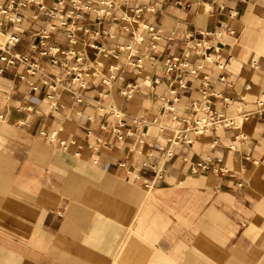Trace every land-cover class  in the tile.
Returning <instances> with one entry per match:
<instances>
[{
  "label": "crops",
  "instance_id": "1",
  "mask_svg": "<svg viewBox=\"0 0 264 264\" xmlns=\"http://www.w3.org/2000/svg\"><path fill=\"white\" fill-rule=\"evenodd\" d=\"M115 2L54 30L67 63L31 49L51 22L38 3L0 15L41 68L0 72V264H264V0ZM187 48L181 86L166 62ZM202 104L235 123L188 143Z\"/></svg>",
  "mask_w": 264,
  "mask_h": 264
},
{
  "label": "built area",
  "instance_id": "2",
  "mask_svg": "<svg viewBox=\"0 0 264 264\" xmlns=\"http://www.w3.org/2000/svg\"><path fill=\"white\" fill-rule=\"evenodd\" d=\"M31 3H38L40 11L47 14L51 18V22L42 32L38 34V42L31 45V49L38 54L40 58L50 57L53 63H67L68 59L72 58L69 52L60 50L52 40L53 32L56 29L67 27L69 23H74L77 20L94 16L99 19H106L112 15L113 8L116 6L115 0H56V4L52 8H48L41 0H8L7 4L0 6V15L13 22H20V11L26 8ZM15 32H10L5 35V39H0V72L7 69L9 66H19L22 71L19 75L21 80H28L35 75L41 68L39 62L35 61L27 52L16 51V46L21 42V36L18 33L19 27H13ZM86 32L89 30L86 29ZM4 36V35H3ZM72 41V36H70ZM195 42L199 53H205L204 50L209 48V45L202 40H197L190 36L188 44ZM61 53V58L58 54ZM190 50L185 49L180 54L172 56L166 62V68L169 71H176L180 76V85L185 86L183 79L184 70L189 66ZM76 63L67 66L66 71L73 76V80L79 87L83 88L86 85L85 77L88 75V68L82 65V57L80 55L75 58ZM30 82V81H29ZM36 89V87H34ZM49 99L54 97V94L49 93ZM82 97H78L77 101L82 102ZM242 100V99H241ZM239 107V112L242 113V105H239L231 97L226 98V108L229 106ZM259 106H264L263 101H259ZM251 112H246L244 115L249 116ZM118 117V115L116 114ZM235 119L228 117L224 111L214 109L210 104H202L195 109L193 122L189 126L190 136L187 138L188 143H192L195 139L204 134L216 132L222 128L233 126ZM122 124L119 123V127ZM118 128V127H117ZM116 132V128H113ZM122 134H118V138H122ZM162 157L165 160L171 155V151H167ZM152 178L146 183V187L150 189L157 182L164 179L166 168L164 163H155L150 165Z\"/></svg>",
  "mask_w": 264,
  "mask_h": 264
},
{
  "label": "rangeland",
  "instance_id": "3",
  "mask_svg": "<svg viewBox=\"0 0 264 264\" xmlns=\"http://www.w3.org/2000/svg\"><path fill=\"white\" fill-rule=\"evenodd\" d=\"M0 39H1V40H4V39H5V36L0 35Z\"/></svg>",
  "mask_w": 264,
  "mask_h": 264
}]
</instances>
